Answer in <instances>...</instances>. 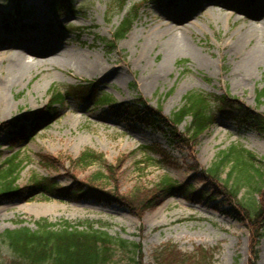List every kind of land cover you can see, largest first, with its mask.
<instances>
[{
    "label": "rangeland",
    "instance_id": "1",
    "mask_svg": "<svg viewBox=\"0 0 264 264\" xmlns=\"http://www.w3.org/2000/svg\"><path fill=\"white\" fill-rule=\"evenodd\" d=\"M51 1L0 0V55L20 51L21 46L52 48L44 54L25 53L34 64L24 79L7 88L9 107L0 113V125L17 123L16 128L9 129L11 133L21 127L24 130V138L18 142L13 140L14 133L0 132L3 162L16 154L25 161L17 186L26 187L50 177L66 187L72 184L70 173L82 182L98 174L109 175L100 163L89 167L70 163L85 151L103 155L112 166L127 156L116 176L96 184L104 191L117 190L120 194H128L139 185L150 188L164 176L201 188L209 180L202 172L218 161L220 152L232 146L264 159L262 133L234 120H218L197 145L176 146L163 132L140 124L132 115L123 118L110 110L111 104H132L140 99L145 109L159 110L162 117L171 118L186 94L200 91L226 95L263 113L264 98L257 102V94L264 86V63L253 69L251 80L244 86H236L234 70L244 65V58L230 52L229 44L244 24L264 23V0H126L122 9L115 8L112 0H73L71 8L57 14L50 9ZM133 6L138 7V14L130 31L113 49L105 47L100 39H111ZM178 8L180 14L171 19L170 14ZM166 24L193 27L183 36L206 65L201 66L188 54L168 57L164 35L143 51L149 29L164 31ZM82 57L97 59L107 69L93 75L79 74L74 68ZM2 58L0 70L5 71L10 59ZM164 66L165 73L157 80L148 78ZM88 83L93 87L91 97L69 95L48 106L53 89L65 92L70 86ZM96 96L107 102H96ZM190 121L187 118L178 125V132L185 133ZM152 145L165 150L166 157L151 151L148 147ZM42 155L62 158V164ZM228 170L229 166L222 168V178ZM246 192L243 189L241 196ZM219 202H191L172 196L138 218L116 203L36 195L28 201L13 200L0 206V232L17 228L20 221L34 229L33 221L41 218L51 222L97 221L96 227L110 235L139 244L140 264H155L154 252L166 245L176 246L183 254L198 249L212 251L208 264H251L247 227L222 212L227 205ZM256 249L255 264H264V236ZM1 251L8 255L5 248Z\"/></svg>",
    "mask_w": 264,
    "mask_h": 264
},
{
    "label": "trees",
    "instance_id": "2",
    "mask_svg": "<svg viewBox=\"0 0 264 264\" xmlns=\"http://www.w3.org/2000/svg\"><path fill=\"white\" fill-rule=\"evenodd\" d=\"M72 1L52 0L49 6L54 13H62L64 9L71 8ZM112 3L115 8L122 9L126 0H112ZM137 14V6L130 8L116 27L111 39H100L104 46L113 49L116 42L130 31ZM89 85L90 83L70 86V91L67 88L65 92L53 89L48 106L64 100L69 95L81 99L91 97L93 87ZM262 98L264 86L258 91L257 102ZM94 99L99 103L107 102L103 97L96 96ZM139 106L143 109L140 110ZM110 110L123 118L132 115L140 124L163 132L169 143L176 146L188 143L197 145L200 137L220 119L237 121L258 130L264 136V112L257 113L226 95L189 92L171 118L162 117L159 110L145 109L140 99L132 104H111ZM187 118L191 121L186 126L185 133H179L178 125ZM14 127H17L16 122H4L0 125V132H10L9 129ZM12 133L16 135L13 137L15 142L24 138L22 127ZM152 146L154 147H148L151 151L160 152L166 157L165 150L158 145ZM44 156L54 160L51 162L62 164V158ZM44 156L42 155V158H46ZM49 158L46 159L50 160ZM126 158V155L120 157L118 164L112 166L107 164L103 155L85 151L78 158L69 160L70 163L85 167L100 163L109 175L98 174L89 182H82L77 180L75 174L68 173L72 184L66 187L60 186L50 177L37 179L26 187H19L17 181L25 161L21 159L20 154L5 162L0 156V206L13 200L28 201L36 195H49L69 201L93 200L106 205L116 203L125 206L132 215L140 218L144 211L156 209L164 199L172 196H181L191 202L207 204L219 199V204L227 205L226 210L222 212L247 227L253 259L251 264H255L258 259L256 247L264 236V159H257L250 152L232 146L227 151L220 152L218 161L202 172L203 177H208L209 180L205 186L198 189L191 182L178 183L166 176L150 188L139 185L128 194H120L117 190L104 191L97 187L96 184L101 180L116 176ZM228 166V173L222 178L221 170ZM195 180H200V177L192 181ZM243 189H247V192L241 196ZM33 223L34 229L26 225V222L20 221L17 228L0 232V264H140L139 244L110 235L101 227H96L97 221L51 222L41 218L34 220ZM2 248L7 250V256L2 254ZM212 257V251L198 249L195 253L183 254L173 245H166L154 252L155 264H208Z\"/></svg>",
    "mask_w": 264,
    "mask_h": 264
},
{
    "label": "bare ground",
    "instance_id": "3",
    "mask_svg": "<svg viewBox=\"0 0 264 264\" xmlns=\"http://www.w3.org/2000/svg\"><path fill=\"white\" fill-rule=\"evenodd\" d=\"M180 8L175 12L171 13V19L179 15ZM167 29L161 31L156 28L149 29L146 40L143 43V51L150 48L157 41L156 38L160 35L167 37L165 42L167 56L171 57L177 54H188L192 55L201 66L206 65L205 61L200 57V55L189 46L188 41L183 36L185 32L191 30L193 27H183L179 28L176 26H170L168 24ZM167 34V35H165ZM252 41H255L252 47H248ZM41 45V44H39ZM20 51L17 52H3L0 58L8 57L10 59V64L5 71L0 70V113L5 111L9 107V100L6 98V90L12 85L24 79L26 74L30 71L34 62H30L26 57L25 53L30 52L31 54H44L51 51V47L34 48L29 46H21ZM54 50V49H53ZM229 51L243 55L244 65L239 69H235L234 72L237 75V81L234 83L236 86L243 85L251 80L253 69L259 64L264 63V23L258 25L257 23H247L241 26L234 34L233 38L230 40ZM2 58V59H3ZM78 64L75 66L74 71L79 74L93 75L97 72L104 71L107 67L97 59H86L82 57L78 60ZM166 67H161L156 72H151L149 79L157 80L162 74L165 73ZM4 72V73H3ZM149 81H146V85L149 86Z\"/></svg>",
    "mask_w": 264,
    "mask_h": 264
}]
</instances>
